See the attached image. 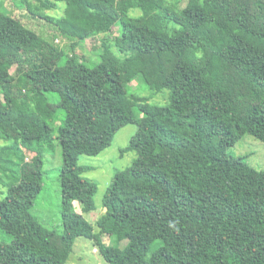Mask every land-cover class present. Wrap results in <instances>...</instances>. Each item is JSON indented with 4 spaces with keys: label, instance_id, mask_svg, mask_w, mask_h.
I'll return each instance as SVG.
<instances>
[{
    "label": "trees",
    "instance_id": "trees-1",
    "mask_svg": "<svg viewBox=\"0 0 264 264\" xmlns=\"http://www.w3.org/2000/svg\"><path fill=\"white\" fill-rule=\"evenodd\" d=\"M58 1L62 16L40 13ZM8 2L44 17L65 44ZM97 35L115 58L99 47L88 64L77 45ZM166 56L167 84L152 82ZM57 120L62 230L33 212L40 144ZM130 123L122 151L137 155L106 189L96 232L82 214L96 207V183L79 157L100 155ZM246 134L264 142V0H0V264H69L78 236L109 264H264V169L230 152Z\"/></svg>",
    "mask_w": 264,
    "mask_h": 264
},
{
    "label": "rangeland",
    "instance_id": "rangeland-1",
    "mask_svg": "<svg viewBox=\"0 0 264 264\" xmlns=\"http://www.w3.org/2000/svg\"><path fill=\"white\" fill-rule=\"evenodd\" d=\"M173 1V0H172ZM175 2L179 0H174ZM10 6V11L12 16L21 18L28 28L35 30L37 33L45 38L55 39V42L60 43L62 46L65 44V40L58 37L57 29L52 26V24L46 20L44 17L37 13H32V11L27 9V6L22 7L16 6L14 3L8 2ZM36 5V4H34ZM66 3L63 1H58L56 7L51 9H40V13L52 15L55 17L62 16L66 9ZM133 14L137 15L140 10L134 9ZM80 46V45H79ZM77 45V50L87 54L88 59L95 57V52L100 47L103 49L102 57L107 61L114 60L115 55L109 50L105 45L100 35L89 37L86 39L83 48ZM93 54V55H92ZM165 63L162 69L165 72L159 70L158 74L152 79V82H157V84L165 85L167 84L168 70L172 67L171 59L166 56ZM95 60L90 59L88 64L94 63ZM162 73V74H161ZM130 90H137L139 93L150 94L148 90H145L140 86L133 87V84H129ZM163 96L154 98L152 96L151 102L155 103H165ZM161 101H158V100ZM88 117L93 125L97 124L99 117L96 113H88ZM60 120H57L51 125L53 139L42 142L43 151L45 154L43 170L44 182L43 189L35 200L33 207L34 215L37 220L45 227L50 229L62 230L63 219L61 211V181L60 173L63 166V157L61 146L58 143V124ZM137 125L135 123H130L122 126L116 133L111 145L107 147L100 155H81L79 157V164L85 167L83 175L96 183V192L94 195L95 199V209L89 212H82L80 205L76 207V210L82 212L84 217L93 224L95 231H98L96 225L97 219L104 213L103 197L106 189L110 186L115 178L118 171L124 170L129 167L134 159L136 158V152L134 150H125L129 144L131 137L135 133ZM6 144L3 138H0V146ZM230 152L234 155L243 156L246 161L259 169H264V142L257 139L253 135L246 134L240 141H238L231 149ZM30 154L25 162V164L20 168L21 174L27 170L32 169ZM5 180L7 177H3ZM0 189L6 190L7 187L0 182ZM3 197V194H0ZM103 240L109 244L111 243V238L108 235L103 237ZM67 262L69 264H109L101 253L98 251L97 245L90 238L84 236H78L74 242L73 250L70 253Z\"/></svg>",
    "mask_w": 264,
    "mask_h": 264
},
{
    "label": "crops",
    "instance_id": "crops-1",
    "mask_svg": "<svg viewBox=\"0 0 264 264\" xmlns=\"http://www.w3.org/2000/svg\"><path fill=\"white\" fill-rule=\"evenodd\" d=\"M78 211V210H77ZM104 211H105V209H104ZM79 212V211H78Z\"/></svg>",
    "mask_w": 264,
    "mask_h": 264
}]
</instances>
